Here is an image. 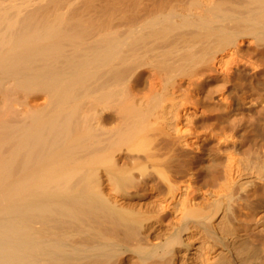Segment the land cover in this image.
<instances>
[{
    "label": "bare ground",
    "instance_id": "bare-ground-1",
    "mask_svg": "<svg viewBox=\"0 0 264 264\" xmlns=\"http://www.w3.org/2000/svg\"><path fill=\"white\" fill-rule=\"evenodd\" d=\"M0 264H264V0H0Z\"/></svg>",
    "mask_w": 264,
    "mask_h": 264
}]
</instances>
